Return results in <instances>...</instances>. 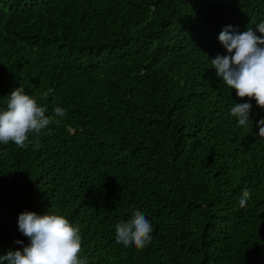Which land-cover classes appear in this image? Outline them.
<instances>
[{"label": "trees", "instance_id": "1", "mask_svg": "<svg viewBox=\"0 0 264 264\" xmlns=\"http://www.w3.org/2000/svg\"><path fill=\"white\" fill-rule=\"evenodd\" d=\"M261 21L264 0H0V108L23 87L53 118L39 149L0 143V255L29 242L20 213L58 210L88 264H264V109L210 62ZM136 210L143 249L115 241Z\"/></svg>", "mask_w": 264, "mask_h": 264}, {"label": "clouds", "instance_id": "2", "mask_svg": "<svg viewBox=\"0 0 264 264\" xmlns=\"http://www.w3.org/2000/svg\"><path fill=\"white\" fill-rule=\"evenodd\" d=\"M259 32V35H257ZM219 41L227 54H217L210 59L212 68L222 82L240 98H254L257 106L264 109V21L239 32L231 25L219 34ZM51 89H49V92ZM47 97L48 92H45ZM250 102L235 103L231 116L238 121V127L250 130L253 122ZM47 108L38 104L37 98L25 93L23 87L14 88L6 96V107L0 108V143H14L17 147L27 148L34 143L35 149L41 147L39 141H30L32 135H39L53 118L46 115ZM55 115L64 117L66 110L54 109ZM258 136L264 139V119L258 122ZM250 190L244 189L239 198L241 208L247 206ZM18 230L28 238L22 249L9 250L0 255V264H88V260L78 258L82 247L79 225H73L59 211L38 214L25 210L19 214ZM153 228L146 215L139 210L132 213L127 221L115 226V241L125 248L143 249L152 242ZM17 244L24 241L17 240Z\"/></svg>", "mask_w": 264, "mask_h": 264}]
</instances>
